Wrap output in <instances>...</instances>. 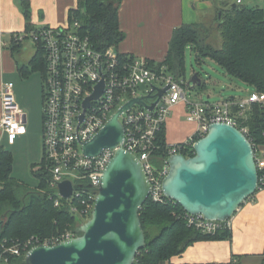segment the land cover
Listing matches in <instances>:
<instances>
[{
	"label": "built area",
	"instance_id": "built-area-1",
	"mask_svg": "<svg viewBox=\"0 0 264 264\" xmlns=\"http://www.w3.org/2000/svg\"><path fill=\"white\" fill-rule=\"evenodd\" d=\"M242 2L236 0L235 5ZM26 38L34 47L40 46L45 54L41 92L42 153L50 174V188L56 196L54 207L66 205L80 221H85L91 214L100 176L116 150L103 149L98 157L89 158L83 155L82 145L91 140L121 106L133 98L147 95L152 86H169L154 111L134 105L119 117V121L124 127L121 147L134 154L143 165L150 183L149 199L154 203L169 200L162 192V183L169 170L171 155L179 154L181 148L204 137L212 123H227L246 135L245 127L238 128L240 117L254 104L264 110V93L256 91L238 100L192 103L183 91L182 81L176 79L165 65L154 61L152 65L150 60L130 54L122 56L113 47L104 51L95 49L77 20L64 28L40 25L14 40L21 43ZM100 83H103L100 96L84 107V102L95 94ZM141 86L145 90L139 91ZM179 103L185 107L186 120L196 129L189 140L170 145L168 158L162 160L160 169H157L153 165L158 148L155 135L165 125L172 106ZM0 106V143L6 138L7 144L13 145L17 136L26 133L27 119L14 97L12 86L5 84L1 87ZM253 150L257 169L264 170V147L256 146ZM64 181L72 182L74 187L68 200L58 194L57 186ZM185 220L204 234L231 226L230 219L226 222L207 221L201 215L188 213H185ZM72 237L75 234L66 231L43 239L31 236L23 241H5L0 247V264H10L12 258L25 257L35 246H55Z\"/></svg>",
	"mask_w": 264,
	"mask_h": 264
},
{
	"label": "trees",
	"instance_id": "trees-1",
	"mask_svg": "<svg viewBox=\"0 0 264 264\" xmlns=\"http://www.w3.org/2000/svg\"><path fill=\"white\" fill-rule=\"evenodd\" d=\"M120 2L77 0L76 8L70 9L68 13V23L77 20L81 31L90 38L97 50L117 47L124 40L118 23ZM19 6L27 21L25 32H29L35 27L28 23L31 12L28 2L24 0ZM211 21L215 22L220 36L219 48L207 44L210 26L205 23L182 24L173 30L167 53L158 65H165L176 79L181 80L185 70L186 49H189L197 61L212 60L229 77L241 80L252 92L264 93V10L244 5H237L236 8L228 6L218 9ZM20 47V43L14 42L13 52H18ZM34 49L32 59L19 68L23 77L32 72L43 74L45 71L42 48L36 46ZM150 63L153 65L152 61ZM198 87L205 88V83L201 82ZM239 122V129H247L246 136L252 148L264 146V110L260 105L254 104L250 111L240 117ZM155 136L158 148L154 163L161 164L162 160L168 158L170 147L166 144L165 125L161 126ZM179 154L194 156L192 143L181 148ZM38 168L35 172L39 182L37 188L20 183L12 176V154L0 146V247L5 241H23L31 236L43 239L66 231L79 236L77 228L90 218L87 216L85 221H80L70 213L66 205L55 208L56 196L50 188V174L45 168L43 156ZM258 176L257 191L264 189V170H258ZM139 219L146 243L133 264H160L182 254L195 242L231 238L230 228L204 234L189 226L185 220V211L172 200L154 203L148 198L141 207ZM10 264H25L24 256L12 258Z\"/></svg>",
	"mask_w": 264,
	"mask_h": 264
},
{
	"label": "water",
	"instance_id": "water-1",
	"mask_svg": "<svg viewBox=\"0 0 264 264\" xmlns=\"http://www.w3.org/2000/svg\"><path fill=\"white\" fill-rule=\"evenodd\" d=\"M231 6L236 8L235 4ZM201 82L196 73L187 85L195 88ZM102 88L100 83L84 107H88L90 100H97ZM168 88L154 85L147 95L129 100L82 145L83 155L89 158L98 157L103 149L116 148L100 176L90 218L77 228L79 236L55 246L30 248L24 257L25 264L134 263L146 243L139 212L149 198L150 183L135 155L121 147L124 127L119 117L134 105L154 111ZM192 149V157L174 154L168 158L169 170L162 192L189 215H201L207 221H229L257 191V163L247 136L227 123H212L205 136L192 144ZM57 189L59 196L68 200L74 187L72 182L64 181Z\"/></svg>",
	"mask_w": 264,
	"mask_h": 264
},
{
	"label": "crops",
	"instance_id": "crops-1",
	"mask_svg": "<svg viewBox=\"0 0 264 264\" xmlns=\"http://www.w3.org/2000/svg\"><path fill=\"white\" fill-rule=\"evenodd\" d=\"M23 1L0 0V89L5 84L12 86L20 108L25 110L27 105L32 103L33 111L40 114L43 74L32 72L23 77L19 69L35 55L34 44L26 38L24 42H19L21 47L18 52L12 50L14 38L24 35L26 30L27 21L19 6ZM25 1L31 11L28 23L35 28L40 25L67 27L68 13L77 6V0ZM235 1L121 0L118 5V23L124 40L117 46V52L144 57L152 62H162L175 28L182 24L209 23L218 9L232 7ZM241 5L264 10V0H243ZM247 92L252 91L249 89ZM179 106L182 107V112H185L184 105L179 103L172 106L171 115ZM168 119L166 121L169 123L165 121L167 131L174 123L173 118ZM193 127L195 130L196 126ZM192 134L185 141L189 140ZM40 137L42 143V126ZM15 143L16 141L13 145ZM174 143L181 144V141L176 140ZM38 146L39 152L41 150L42 153L40 139ZM230 225L229 240L195 242L182 254L160 264H264V189L257 191L242 203L230 218Z\"/></svg>",
	"mask_w": 264,
	"mask_h": 264
},
{
	"label": "rangeland",
	"instance_id": "rangeland-1",
	"mask_svg": "<svg viewBox=\"0 0 264 264\" xmlns=\"http://www.w3.org/2000/svg\"><path fill=\"white\" fill-rule=\"evenodd\" d=\"M207 26H210L209 38L207 39V44H211L214 48L220 47V36L216 31V25L214 21L206 23ZM114 51H117V47H113ZM185 70L184 75L182 76V88L184 93H186L187 98L192 103H197L200 100L204 102H218L225 101L226 99H236L247 98L248 97V88L241 80L234 79L229 77L216 63L209 59H202L197 61L195 59V54L186 49L185 53ZM198 74L202 82L205 83V88L201 89L198 86L195 88L187 86L192 80L194 74ZM35 74V73H34ZM35 75H38L37 73ZM32 78H30L31 80ZM42 82V81H41ZM43 85V82H42ZM32 88V84H30ZM145 88L140 87L139 91H143ZM29 97V94H28ZM30 100V97H29ZM32 100V99H31ZM182 104V103H181ZM42 109V106H41ZM41 109L40 114H37L38 111H33L32 103L27 105V108L24 111L26 115V135L23 137H17L16 143L13 147H10L7 144L6 138L2 139L0 146L5 150L9 151L13 156V178H16L20 183L25 184L30 188H37L38 180L35 175V172L39 169L38 165L42 160L43 154L41 150H38V142L40 139V147L42 148L41 143ZM171 115V111L167 117L168 120L173 118L172 128L167 131L165 130L166 144L168 146L175 145L176 140L183 143L194 131L192 123L186 120V111L182 112V107L176 108ZM171 110V109H170ZM37 112V113H36ZM35 114V116H34ZM171 115V116H170ZM170 116V117H169ZM168 122V121H166ZM169 123V122H168ZM155 168L160 169L161 164L154 163ZM90 216V215H89ZM88 216V217H89ZM87 220V219H86ZM2 221H4L2 219ZM85 223V222H84ZM82 224V223H81ZM80 226V225H79Z\"/></svg>",
	"mask_w": 264,
	"mask_h": 264
}]
</instances>
